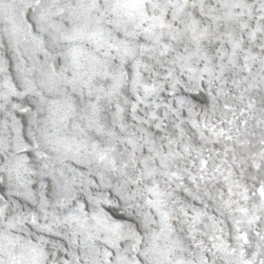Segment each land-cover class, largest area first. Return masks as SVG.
<instances>
[{
  "label": "snow or ice",
  "instance_id": "6c2138e0",
  "mask_svg": "<svg viewBox=\"0 0 264 264\" xmlns=\"http://www.w3.org/2000/svg\"><path fill=\"white\" fill-rule=\"evenodd\" d=\"M0 264H264V0H0Z\"/></svg>",
  "mask_w": 264,
  "mask_h": 264
}]
</instances>
